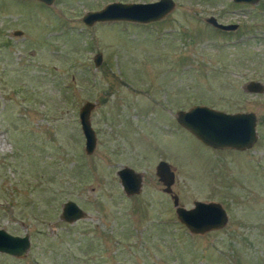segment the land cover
Masks as SVG:
<instances>
[{"label": "rangeland", "instance_id": "1", "mask_svg": "<svg viewBox=\"0 0 264 264\" xmlns=\"http://www.w3.org/2000/svg\"><path fill=\"white\" fill-rule=\"evenodd\" d=\"M112 1L154 0H0V228L30 238L24 257L0 252V264H264V91L246 89L264 84V0H174L157 21H82ZM195 104L254 112L256 141L202 144L176 119ZM160 160L179 203H221L224 227L189 233L155 173ZM123 166L141 173L139 193L125 194ZM67 200L82 218L60 217Z\"/></svg>", "mask_w": 264, "mask_h": 264}, {"label": "water", "instance_id": "2", "mask_svg": "<svg viewBox=\"0 0 264 264\" xmlns=\"http://www.w3.org/2000/svg\"><path fill=\"white\" fill-rule=\"evenodd\" d=\"M51 4L53 0H40ZM237 3H257L259 0H233ZM175 7L174 0H154L150 2H120L106 3L98 10L86 11L82 21L91 25L96 21L126 20L139 23L157 21L167 15ZM206 21L220 30L230 31L238 27L237 23H222L215 16H209ZM20 34L21 31H16ZM95 65L102 60L100 52L95 53ZM246 89L250 92H263L264 84L260 81H249ZM95 102L86 100L79 108V121L85 138L86 153L93 152L96 146V132L91 124V110ZM256 115L252 111L227 112L207 105L195 104L188 109L178 110L177 122L192 133L202 144L218 148L244 150L250 148L257 139ZM155 173L163 185V191L169 193L178 221L191 234H203L210 230L224 227L228 214L224 206L217 201L195 200L193 206L186 208L179 203V198L172 190L175 181V172L170 163L160 160ZM120 183L125 194L139 193L143 179L140 172L130 166H123L117 171ZM84 216V210L73 200L62 204L60 217L66 222H74ZM30 247V238L26 233L23 236L9 233L0 228V252L15 257H24Z\"/></svg>", "mask_w": 264, "mask_h": 264}]
</instances>
